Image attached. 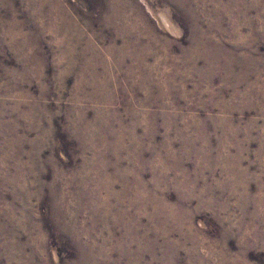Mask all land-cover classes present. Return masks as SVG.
Returning <instances> with one entry per match:
<instances>
[{"label":"rangeland","instance_id":"obj_1","mask_svg":"<svg viewBox=\"0 0 264 264\" xmlns=\"http://www.w3.org/2000/svg\"><path fill=\"white\" fill-rule=\"evenodd\" d=\"M0 264H264V0H0Z\"/></svg>","mask_w":264,"mask_h":264}]
</instances>
